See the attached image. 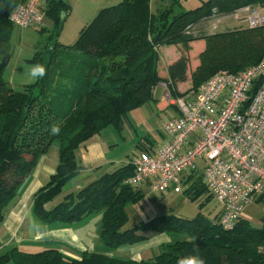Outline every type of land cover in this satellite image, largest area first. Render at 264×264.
Returning a JSON list of instances; mask_svg holds the SVG:
<instances>
[{
  "label": "trees",
  "instance_id": "1",
  "mask_svg": "<svg viewBox=\"0 0 264 264\" xmlns=\"http://www.w3.org/2000/svg\"><path fill=\"white\" fill-rule=\"evenodd\" d=\"M26 0H0V222L19 186L30 175L36 160L53 142L59 145V162L47 184L38 189L32 212L41 223L72 224L100 214V239L114 251L142 244L152 236L178 235L160 246L148 259H134L84 250L78 259L55 248L35 253L13 248L0 257V264H177V258L198 249L206 264H264V215L259 225L240 217L231 229L198 211L191 219L171 213L138 221L125 228L127 208L144 193L124 183L133 173L126 162L87 184L76 193L61 195L64 184L83 168L76 155L79 147L105 126L121 129L128 113L153 99L155 86L165 82L171 98L195 91L219 72L237 73L264 59V25L205 33L203 24L248 6H264V0H205L194 9L183 10L179 0L150 9V0H121L101 8L71 44H60L58 36L69 11L64 0H49L44 16L52 22L28 63L42 64L46 75L21 89L12 88L3 73L12 55L10 22L13 9ZM63 14V18H61ZM203 39L199 65L191 74L188 91L177 84L187 78L190 43ZM180 45V56L158 73V47ZM254 82L249 98L261 86ZM247 102V101H246ZM58 126V135L50 134ZM189 176L184 194L196 199L206 194L201 176ZM205 196V202L211 199ZM183 237H182V236Z\"/></svg>",
  "mask_w": 264,
  "mask_h": 264
},
{
  "label": "built area",
  "instance_id": "2",
  "mask_svg": "<svg viewBox=\"0 0 264 264\" xmlns=\"http://www.w3.org/2000/svg\"><path fill=\"white\" fill-rule=\"evenodd\" d=\"M45 1L19 4L10 22L18 28L40 27ZM220 17L250 28L264 25V6H248ZM259 79L261 86L249 98ZM166 97L178 117L162 122L166 137L162 146L133 155L129 160L133 173L124 183L180 193L200 158L204 162L201 181L220 206L218 223L231 229L244 208L264 194V59L237 73H216L195 91L174 99L167 91Z\"/></svg>",
  "mask_w": 264,
  "mask_h": 264
},
{
  "label": "crops",
  "instance_id": "3",
  "mask_svg": "<svg viewBox=\"0 0 264 264\" xmlns=\"http://www.w3.org/2000/svg\"><path fill=\"white\" fill-rule=\"evenodd\" d=\"M47 1L49 0L45 1L43 8H45ZM64 1L69 5V7H71V9L68 11L62 24L58 40H63L64 43H66L65 45L73 43L76 40L80 30L94 18L101 8L111 6L114 4L113 2H115V0ZM227 25V29H239L246 27L245 23H240L235 20ZM11 39H17L16 35L13 34ZM204 46L205 42L203 39L191 42L190 50L187 53L189 60L199 54L204 49ZM158 54V73L161 77H166L167 67L180 56L181 47L180 45H162L158 47ZM189 62L186 80L177 84V90L179 92H185L190 89L191 78ZM167 91L168 88L165 82H159L154 88L153 99L141 106L149 107L150 113H145V116L150 119L149 124L147 123L148 127H145L146 125L143 121H141L137 126L139 128H143L144 126L142 133H147L150 137L146 138L143 136L145 138V142H142L139 139L138 146H140V151L146 149L155 150L162 146L166 140V137L162 132L161 137H154L150 135V133L155 130V127H159L156 125V121H153L156 120L153 118L154 115L159 117L161 113H164L166 116L165 120L178 117L177 108L166 97ZM142 114L144 115L143 112ZM136 133L139 138L142 137L139 131ZM111 151L112 149H108L107 145L103 142H101L100 146L99 144H88V142H86L85 145L79 147L76 155L78 163L83 168L78 175L69 179L64 184L60 196L54 199L53 204L60 201L61 195L69 192L76 193L78 190L98 179L103 174L113 171L116 168L115 165L117 161L107 158V155L111 153ZM58 162L59 145L58 142L55 141L48 148L45 154L37 158L32 172L19 186L14 198L8 205L6 215L3 221L0 222V257L13 248L26 253H35L44 249L55 248L63 255L76 259H78L79 252L84 250L109 254V252L105 251L102 247V241L99 236L100 214L92 215L72 224L62 222L41 223L34 216L32 212L33 196L38 189L47 184L50 176L55 172ZM203 165L204 162L202 160V165H197L195 170L187 174L186 177L188 178L191 174L192 176L196 174L194 177L200 176ZM146 188L148 189L150 186L145 184L139 189L144 193V189ZM252 204L261 205V212L251 215L246 209ZM219 211L220 206L213 199V205L210 207L206 215L209 218H214L216 215H219ZM262 215H264V194H262L255 202L244 208L243 218L247 219L252 225L258 226L259 219ZM165 235L168 239H170V241L174 239L173 235ZM162 244L164 243L154 246L151 243L150 238L142 244L130 246L126 251L128 254L127 256L134 259H148L156 254ZM7 264L13 263L8 262Z\"/></svg>",
  "mask_w": 264,
  "mask_h": 264
},
{
  "label": "rangeland",
  "instance_id": "4",
  "mask_svg": "<svg viewBox=\"0 0 264 264\" xmlns=\"http://www.w3.org/2000/svg\"><path fill=\"white\" fill-rule=\"evenodd\" d=\"M120 1L121 0H115V2L113 3L117 4ZM179 1L183 10H190L199 6L201 2L205 0ZM168 4L169 0H150V9L152 11H155L156 9ZM70 9L71 7H69V10ZM233 20V18H216L215 20L211 19L203 24V27H205L204 32L207 34H211L212 32L227 30V24L232 23ZM41 26V28H45L48 31L51 30L52 24L48 16H44ZM40 27H37L35 29H33V27L20 29H18V27H14L13 34L16 35L17 39H11L10 41L12 47V55L9 64L3 73V78L8 81V84L14 89H21L24 85L35 81L29 74L30 67L32 65H35V63H28L27 59L32 57L35 48L39 45V43L43 41V35H45L46 32L42 33L40 31ZM58 42L60 44H66L61 39H59ZM189 61V71L191 78L192 72L199 65V54H197L192 59L190 58ZM142 112L144 113V115L142 114ZM148 112L150 113L149 107L141 106L130 111L128 114V121L123 124V127L121 129H116L110 125L105 126L87 141L88 144H99L100 146L101 142H103L105 145H107L108 149H112L111 153L107 155V158L117 161L115 166L116 168L120 167L124 163L128 162L133 157V155L137 154L140 151V146H138L139 139L142 142H145L144 137H150L147 133H142V130H144V126L143 128H139L137 126L141 121H143L146 125L145 127H148L150 118L148 119L145 116V113ZM153 118L156 119L153 121H156V125L160 128L155 127V130L150 133V135L154 137H161V123L166 121V116L164 113H161L159 117L154 115ZM138 131L142 136L141 138H139L136 133ZM197 165H202V159L199 158L197 160ZM194 176L193 179L198 178ZM208 194V192L206 194H201L193 200L186 196V194H184V191L180 193H175L172 190L157 192L153 191L151 188H146L144 189V197L136 204L130 205L127 208L129 219L125 225V228L134 226L138 221H144L154 216H160L169 213L184 219L193 218L198 211L207 214L210 207L213 205L212 198L205 202V196H207ZM261 207L262 206L259 204H252L246 210L251 215H254L261 212ZM173 236L175 239H177L176 236L179 237L178 235ZM102 247L111 255L121 257H126L128 255L126 251L129 247H122L114 251H109V249L104 247L103 244ZM158 251L156 253H158Z\"/></svg>",
  "mask_w": 264,
  "mask_h": 264
},
{
  "label": "clouds",
  "instance_id": "5",
  "mask_svg": "<svg viewBox=\"0 0 264 264\" xmlns=\"http://www.w3.org/2000/svg\"><path fill=\"white\" fill-rule=\"evenodd\" d=\"M61 18H63V14H61ZM29 74L34 80L40 79L46 75V68L42 64L32 65L29 69ZM59 133L60 128L58 126L51 127L50 134L58 135ZM151 243L156 246L160 243H170V239H168L164 233H160L151 237ZM177 264H206V261L202 256L199 255L197 249L192 253L178 257Z\"/></svg>",
  "mask_w": 264,
  "mask_h": 264
}]
</instances>
